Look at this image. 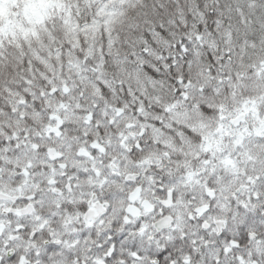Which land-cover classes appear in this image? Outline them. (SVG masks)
Listing matches in <instances>:
<instances>
[{
    "label": "snow or ice",
    "instance_id": "obj_1",
    "mask_svg": "<svg viewBox=\"0 0 264 264\" xmlns=\"http://www.w3.org/2000/svg\"><path fill=\"white\" fill-rule=\"evenodd\" d=\"M0 264H264V0H0Z\"/></svg>",
    "mask_w": 264,
    "mask_h": 264
}]
</instances>
